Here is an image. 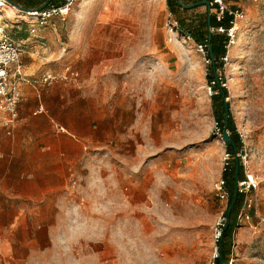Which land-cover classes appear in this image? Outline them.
<instances>
[{
  "label": "rangeland",
  "instance_id": "obj_1",
  "mask_svg": "<svg viewBox=\"0 0 264 264\" xmlns=\"http://www.w3.org/2000/svg\"><path fill=\"white\" fill-rule=\"evenodd\" d=\"M42 2L21 0L30 8ZM225 5L231 39L221 28H206L208 6L182 10L174 0H80L65 20L39 28L47 34L39 41L63 53L62 68L81 74L96 65L111 101L130 111L115 116L111 129L119 136L80 181L68 233L75 254L57 264H213L230 203L216 188L225 181V162L241 166L237 185L246 175L258 184L231 216L228 264H264V0ZM0 17L18 44L17 32L31 19L13 6ZM209 34L224 50L216 76L227 92L234 153L222 140L219 90L198 47Z\"/></svg>",
  "mask_w": 264,
  "mask_h": 264
},
{
  "label": "crops",
  "instance_id": "obj_2",
  "mask_svg": "<svg viewBox=\"0 0 264 264\" xmlns=\"http://www.w3.org/2000/svg\"><path fill=\"white\" fill-rule=\"evenodd\" d=\"M41 1L26 8L39 9L47 0ZM186 1L188 6L196 0ZM62 2L52 0L50 5ZM26 24L17 40L30 82L21 86L12 129L5 127L6 115L0 111V264H57L56 259L75 254L68 233L80 181L119 136L111 129L115 116L130 111L111 101L96 65L91 73L80 69L79 84H38L42 75L62 70L57 60L63 53L49 41H39L47 34L31 36L33 19ZM39 107L43 112L36 114Z\"/></svg>",
  "mask_w": 264,
  "mask_h": 264
},
{
  "label": "built area",
  "instance_id": "obj_3",
  "mask_svg": "<svg viewBox=\"0 0 264 264\" xmlns=\"http://www.w3.org/2000/svg\"><path fill=\"white\" fill-rule=\"evenodd\" d=\"M45 1V0H44ZM80 0H63L62 4L59 6L49 5L44 9H34L29 10L25 14L28 18L35 21L32 24L30 34L35 36L39 28L44 27L48 22L65 18L72 12L76 4ZM7 6H12L9 0H0V13L2 9ZM212 8L215 9V15L218 19H223L224 14L228 12V8L225 5V0H210L209 2V14L211 15ZM2 17H0V22ZM233 24V22H232ZM222 30V29H221ZM179 31V29H178ZM227 36L231 39L233 38L234 31L230 28L226 31ZM190 40V36H188ZM199 49L203 54L209 58L208 62L212 65L213 60L209 54V45L207 42L199 44ZM29 78L24 73V68L21 62V47L18 44L10 41L4 29L0 25V111L6 115L4 125L8 128H13L18 119V106L22 100L21 86L23 84L29 83ZM71 83L79 84L80 74L70 65L64 66L60 72L47 73L42 75L37 81L38 84L51 87L52 85L58 83ZM43 112V107H39L38 113ZM224 173H230L232 168H230V162H225ZM258 184L254 176L246 175L242 183L237 185V191L240 196L246 194V192L256 190ZM218 197L222 202H228L231 197V191L228 189L227 184L224 180L219 182L217 185ZM244 208L252 207V201H246ZM249 219V215L244 217ZM264 223V219H262ZM222 230H218L216 233V242L221 237ZM216 255L218 257V248L216 250ZM216 260V258L214 259ZM214 264V262H213Z\"/></svg>",
  "mask_w": 264,
  "mask_h": 264
},
{
  "label": "trees",
  "instance_id": "obj_4",
  "mask_svg": "<svg viewBox=\"0 0 264 264\" xmlns=\"http://www.w3.org/2000/svg\"><path fill=\"white\" fill-rule=\"evenodd\" d=\"M9 1H10V3H12L14 5H18V6L22 7L23 9H25L26 11L27 10L29 11V9H27L25 6L26 4L21 3V0H19L18 2L13 1V0H9ZM48 1H50V3L48 4V6H49L51 4L52 0L45 1L43 4H41L39 9H42V7ZM203 1H207L209 3L208 0H196L194 3L191 4V5H195L193 8L185 9V8L178 6L177 0H174L175 5L178 6L177 8L184 9V10H191L194 8L202 7V6H204L201 4ZM183 5H185V4L183 3ZM232 20H233V18L228 16L227 14H226V16L223 17V19H218L215 16L212 18L210 15L208 17V22H206V28L207 27L213 28V29H218V28L220 29L221 28L225 31L224 34H226V31L228 29H230V27L232 25V22H233ZM207 34H208V32H207ZM209 36H210V38L207 37L203 42H201L199 44H203L205 42H207L209 44V54L213 60V64L211 65V68H212L211 78L214 79V83L219 90V94H220V98H221V102H222V116H220V117H222V122H220V123L222 124L221 128L223 131L224 121H225V100L227 98V92L225 89L221 88L218 77L216 76V70H217L216 64H217V62H219L216 60V58L219 54H224V50L221 51V49H219V47H218L216 40L213 39V37L210 34H209ZM225 38H227V37H225ZM227 40L228 39H226L224 43H226ZM222 48H223V46H222ZM224 49H225V46H224ZM221 59L222 58H220V60ZM220 62H222V61H220ZM220 123H217V124L220 125ZM228 146H230L231 152L234 153L236 151L237 145H236L235 141H233L232 139H231V142L228 144ZM228 175L232 176V182L234 185L233 186L234 189L232 190V193H231L229 208H228V211L226 214L227 227L225 228V225H226L225 224L223 226V228L221 229L222 230L221 237L217 242V244H218V257L216 258L214 264H228V262H229V256H228L229 254H228L227 250H224V245H227V247H229L232 244V232H233L234 223L231 220V216L233 213L237 214L239 212V209H240L241 204H242V196H240L239 193L237 194L236 198L234 197V190H235L236 184L238 183L240 176H241V166L239 167V164H238V169H237V164H235L230 173H224L223 179H225V181L229 183V179H228L229 176ZM232 205H233V207H232Z\"/></svg>",
  "mask_w": 264,
  "mask_h": 264
},
{
  "label": "water",
  "instance_id": "obj_5",
  "mask_svg": "<svg viewBox=\"0 0 264 264\" xmlns=\"http://www.w3.org/2000/svg\"><path fill=\"white\" fill-rule=\"evenodd\" d=\"M10 2V1H9ZM50 3V1H48L43 7L42 9L46 8L48 6V4ZM177 3H178V6L182 7V8H185V9H189V8H193L195 5H188V6H185L183 5L182 1L181 0H177ZM202 5H205V6H208L209 8V3L207 1H203L201 3ZM11 5L18 9L19 11L23 12V13H26L27 11L25 9H23L22 7L18 6V5H14L11 3ZM210 38V36H209ZM228 114H229V110H228V106H227V103L225 101V121H224V129H223V134H222V140L224 141V143L226 145H228L230 142H231V138L228 134V122H227V118H228ZM237 169H238V163H237ZM238 194V191H237V184H236V187H235V190H234V197L236 198ZM233 207V205H232ZM227 227V224L225 225V228Z\"/></svg>",
  "mask_w": 264,
  "mask_h": 264
},
{
  "label": "bare ground",
  "instance_id": "obj_6",
  "mask_svg": "<svg viewBox=\"0 0 264 264\" xmlns=\"http://www.w3.org/2000/svg\"><path fill=\"white\" fill-rule=\"evenodd\" d=\"M8 7H12V6H7V7H5V8H8Z\"/></svg>",
  "mask_w": 264,
  "mask_h": 264
}]
</instances>
